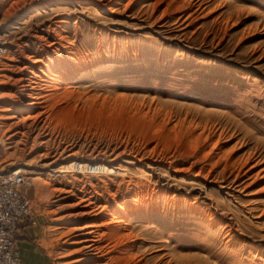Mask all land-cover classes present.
I'll return each instance as SVG.
<instances>
[{
    "label": "rangeland",
    "instance_id": "1",
    "mask_svg": "<svg viewBox=\"0 0 264 264\" xmlns=\"http://www.w3.org/2000/svg\"><path fill=\"white\" fill-rule=\"evenodd\" d=\"M78 4L0 0V176L29 171L26 264H264V0ZM63 5L82 11L84 65H60L82 98L28 109L25 66L46 55L39 37L54 40L46 31ZM50 76L36 92L51 94ZM92 95L119 97L118 112L86 116ZM137 194L156 210L128 214L130 239L114 253L84 256L81 227L105 225ZM81 198L111 207L82 216Z\"/></svg>",
    "mask_w": 264,
    "mask_h": 264
},
{
    "label": "bare ground",
    "instance_id": "2",
    "mask_svg": "<svg viewBox=\"0 0 264 264\" xmlns=\"http://www.w3.org/2000/svg\"><path fill=\"white\" fill-rule=\"evenodd\" d=\"M65 1L72 2L75 0H65ZM76 1L79 3L78 4L79 6H81L80 3L85 2V0H76ZM96 1L98 2V4L100 6H107L110 9H112L113 8L112 5L119 4L120 0H96ZM61 8H62L61 10H57L58 12H61V13L57 12L55 17H54L55 26L54 27L49 26V28H48L49 30L46 31L48 33V35H50L51 33L55 35L54 40L48 41V38L45 36L39 37L41 43L46 42V44L42 45V50L45 51L46 55H40L38 57L33 58L30 61L31 65L27 64L25 66L33 74L32 76L23 78V81L24 82L27 81V82L22 84V89L24 92H26V95L28 98L27 102H25L28 109L39 107L40 105L44 104L48 100L50 95L53 96L54 99L55 98H56V100L58 99L57 104L59 102L60 105H62L61 102L64 99L68 98L67 101L69 103L64 100L65 106H67V107L72 106V104L69 101V98H73L75 96L76 97L78 96V98L81 97V96H79L80 93L78 92V90L76 89V87L74 85H68L67 84V81L71 80V78H73V76H75V75L71 74L69 72H67V73L65 72V73L61 74L60 73V65L67 67L69 65V62H71V61L77 67H81V65H84V59L82 58L81 53H79V51L77 50V44H76L77 39L79 38L78 35L82 34L80 26H79V24L82 23V18L77 17V15H75V14H78L82 11L75 9V7H74V10L69 9L66 5H63V7H61ZM73 14L76 16V20L74 21V26H75V29L77 30V32L75 34V40L70 41V39L67 35H63V32H65V34H67L68 31L65 29V25L70 24V20H71ZM51 56L54 58L51 59ZM47 59L53 60L52 63L54 65H56L55 70L51 67L48 71L45 70L44 66H46V60ZM56 62H57V64L59 63V65H57ZM58 67H59V69H57ZM73 70L76 71L78 69L73 68ZM43 74L44 75L51 74V76L49 77L50 80L47 81L48 83H45L46 88H47V91L46 90L45 91L51 92V94L36 92L37 87L35 88V84L37 82L35 80H37V81L43 80V77H42ZM83 99L85 100L86 98H83ZM71 100H73V99H71ZM119 100H120L119 97H116V99H114V97L113 98H111V97L105 98L103 96H95V95L87 97L86 101H87L88 107H90V109H89V112L86 116L91 117L92 114H96L98 117V121L103 122V120L105 118L104 117L105 116V110L111 112V114H113L112 113L113 110L118 112V109L116 110L115 107L119 106L118 105ZM63 104H64V102H63ZM82 107L83 108H81V110L84 113L85 110H87V109H85L87 107H85V105ZM57 108H60V107H57ZM74 108H75V110H76V108H78V110H79L78 106H76ZM65 109H66V107H65ZM70 109H71V107H70ZM59 110L60 109H58V111ZM66 110H68V108ZM66 110L64 111L65 113H66ZM86 113H87V111H86ZM85 114H83V115H85ZM71 116H73V115H71ZM69 117H70V115H69ZM23 118H24V120L27 119V117H23ZM167 121L165 122V120H164L165 123H167ZM160 123H163V122H160ZM168 124H169V122H168ZM99 126H102V124ZM99 126H98V128H99ZM101 128H103V127H101ZM105 129L106 128L104 127V130ZM99 130H101V129H99ZM84 166L89 168L88 167L89 164H87V163ZM16 172L17 173H28L29 171L24 169V168H18ZM30 173L34 174L37 172L32 171ZM67 193H69L70 195H76V193L73 190H67ZM134 200H135V204L133 206H131L130 209H128V208L126 209L123 206V207H120L121 213L119 211H118L119 213L117 211L116 212L115 211L110 212L111 218H110L109 222H107V223L105 222V225H103L102 223L100 224V223H95V222L92 223L91 222V223H87L81 227L83 230L82 233L79 234V236H81V238L79 241H76V243L81 245L80 249L83 251L84 256L87 257L89 255H93L94 258H104V257H107L110 254L114 253L116 248L123 242L124 239H126V240L130 239V236H131V232L129 231L130 225L126 221L128 218V214L132 211H135V210H138L140 212H145L147 209L154 211L157 208V206L154 202L155 199H151L150 201H147V200L142 198L141 194H137L136 198ZM78 204L83 208V210L81 211L82 216L83 215H86V216L97 215L99 213L106 211L107 209H109L111 207V205L110 206H108V205L95 206V202L92 201V198H81L80 202ZM167 209L168 208H166V210ZM127 241H129V240H127ZM124 250H126V249H124ZM109 258L110 259H116L112 256ZM121 258H123V257H121Z\"/></svg>",
    "mask_w": 264,
    "mask_h": 264
},
{
    "label": "built area",
    "instance_id": "3",
    "mask_svg": "<svg viewBox=\"0 0 264 264\" xmlns=\"http://www.w3.org/2000/svg\"><path fill=\"white\" fill-rule=\"evenodd\" d=\"M3 49L0 48V64ZM17 170L0 176V264H21L17 244L22 224L33 220V200L28 193L32 182Z\"/></svg>",
    "mask_w": 264,
    "mask_h": 264
},
{
    "label": "crops",
    "instance_id": "4",
    "mask_svg": "<svg viewBox=\"0 0 264 264\" xmlns=\"http://www.w3.org/2000/svg\"><path fill=\"white\" fill-rule=\"evenodd\" d=\"M21 228L23 229V231H28V229H29L28 226H26L25 224H22ZM19 242L22 243V239L18 238L17 243H19ZM21 264H26V258L25 257L23 258V256H22V263Z\"/></svg>",
    "mask_w": 264,
    "mask_h": 264
}]
</instances>
